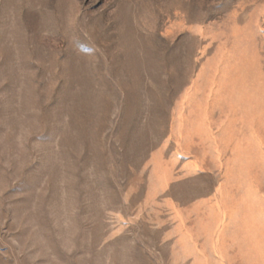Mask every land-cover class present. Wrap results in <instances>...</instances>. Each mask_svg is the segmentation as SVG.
<instances>
[{
  "label": "rangeland",
  "instance_id": "374dc122",
  "mask_svg": "<svg viewBox=\"0 0 264 264\" xmlns=\"http://www.w3.org/2000/svg\"><path fill=\"white\" fill-rule=\"evenodd\" d=\"M0 264H264V0H0Z\"/></svg>",
  "mask_w": 264,
  "mask_h": 264
}]
</instances>
